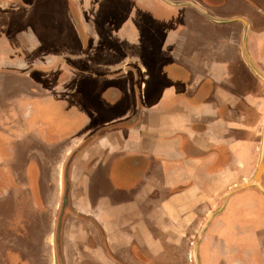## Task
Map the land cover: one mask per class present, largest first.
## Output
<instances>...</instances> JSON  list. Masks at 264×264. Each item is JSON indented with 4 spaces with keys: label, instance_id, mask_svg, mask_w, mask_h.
I'll return each mask as SVG.
<instances>
[{
    "label": "crops",
    "instance_id": "crops-1",
    "mask_svg": "<svg viewBox=\"0 0 264 264\" xmlns=\"http://www.w3.org/2000/svg\"><path fill=\"white\" fill-rule=\"evenodd\" d=\"M171 1L199 9L72 0L88 38L68 0H0V264H195L204 221L255 176L264 0ZM234 197L264 215L261 192ZM203 242L200 264L234 260Z\"/></svg>",
    "mask_w": 264,
    "mask_h": 264
},
{
    "label": "flooded vegetation",
    "instance_id": "flooded-vegetation-1",
    "mask_svg": "<svg viewBox=\"0 0 264 264\" xmlns=\"http://www.w3.org/2000/svg\"><path fill=\"white\" fill-rule=\"evenodd\" d=\"M163 1V0H162ZM69 4H71L68 8V13L70 15V18L72 19V23L78 33V35L81 34L84 36V33L86 34V36L89 38V24L84 23L80 13L78 15L77 12V7L75 6V4L72 2V0H68ZM77 9V10H76ZM85 37V36H84ZM87 38V39H88ZM67 170H65L64 172V179H63V187H62V204L60 207V228H61V219L63 216L64 211L68 208V196H69V191H70V185L67 183ZM235 199L232 198L230 199L227 204L226 207L224 209V212L219 215L214 217L209 225V228L206 231L205 237H204V242L201 246V251L203 250L204 252H207V248L206 246H208L207 244H232L233 242H229V240H222L219 238V235L222 234V236L228 231H230V229H232L233 227H236V225L238 223H240L241 225H244V227H246L245 231V237H247L246 241H243L241 244H244L243 248L241 251H243V255L244 257H240V254L235 255L234 253H232V256L234 258V260L232 261L231 264H236L235 263V259L236 256L239 257L241 260H244V263L247 264L249 262L250 259V253L252 252V249H249V245L250 244H263L261 242V236L256 240H253V237H257L255 235H253L254 233H252V228L256 229L254 230L255 233H257L260 230V227L263 225L264 223V215L262 214L261 211H254L251 210V215H249V211L248 208H246V210H244V204L248 203V202H243V199L241 200H236L233 202V200ZM225 199L221 200L219 203V208L224 204ZM251 204L252 207L254 202L251 201L249 202ZM231 206V207H230ZM218 208V209H219ZM255 208V207H254ZM246 211V212H245ZM233 212V213H232ZM232 213V214H231ZM230 214V215H229ZM228 216H232L231 221L227 220ZM244 216V217H242ZM210 218V216L204 221V227L208 221V219ZM60 232V231H59ZM60 234V233H59ZM229 234H227L226 236H228ZM228 239V238H226ZM212 241V243H210ZM60 244H58L59 246ZM60 250V247H59ZM251 250V251H250ZM240 252V251H239Z\"/></svg>",
    "mask_w": 264,
    "mask_h": 264
},
{
    "label": "water",
    "instance_id": "water-1",
    "mask_svg": "<svg viewBox=\"0 0 264 264\" xmlns=\"http://www.w3.org/2000/svg\"><path fill=\"white\" fill-rule=\"evenodd\" d=\"M163 1H165L166 3H168V4L172 5V6H176V7H179V6H191V7L199 9L195 4H193L191 2H175V1H171V0H163ZM214 21H216L218 23H221V24H228V23L237 22L236 20H228V21H217V20H214ZM246 38H247V32L245 33V36H244V47H245V50H246ZM246 57H247L248 60L250 59L248 54H247V52H246ZM261 76L264 79V76L263 75H261ZM263 177H264V141H263V146H262L260 164L258 166V169H257L253 179L250 182H248L247 184H245V185L233 190L227 196V198L225 199L224 204L212 216H210V218L208 219V221H207V223H206V225L204 227V230H203V233H202V236H201L200 240L194 246V260H195V264H200V256H199V248H200V245H201L200 242H201V239L204 238L205 233H206V231H207V229L209 227V224H210L211 220L214 217L220 215L224 211V209L226 207V204L230 200L231 197H233L237 193L242 192L243 190L254 189V190H257V191L261 192L262 194H264V188L262 186Z\"/></svg>",
    "mask_w": 264,
    "mask_h": 264
},
{
    "label": "rangeland",
    "instance_id": "rangeland-1",
    "mask_svg": "<svg viewBox=\"0 0 264 264\" xmlns=\"http://www.w3.org/2000/svg\"><path fill=\"white\" fill-rule=\"evenodd\" d=\"M235 201V199L233 200V202ZM231 207V206H230ZM224 212V211H223ZM222 212V213H223ZM221 213V214H222ZM233 213V212H232ZM231 213V214H232ZM220 214V215H221ZM230 215V214H229ZM219 216V215H218ZM242 217H244V216H242ZM231 219H232V216H228L227 217V220L229 221H231ZM245 229H246V227H244V225H241L240 223H238L237 225H236V227H233L232 229H230V231L228 232H226L223 236H222V234L221 235H219V238L220 239H222V240H229V242H233L232 243V246H233V248H231L230 249V251L232 252V253H234L235 255H238V254H240V257H244V255H243V251H241L242 250V248H243V245L244 244H241L243 241H246V239H247V237H245V234H246V232L247 231H245ZM254 230H256V229H254V228H252V233H254L253 235H255V236H257V237H253V240H256V238L258 239L260 236H261V242L264 244V223H263V225L260 227V230L257 232V233H255V231ZM227 234H229L228 236H226ZM226 238H228V239H226ZM260 239V238H259ZM217 246H218V249H219V255H221V253H223L224 252V250H225V244H217ZM241 246V247H240ZM233 249H234V251H233ZM240 251V252H239ZM235 263L236 264H245L244 263V260H241L239 257H237L236 256V259H235ZM222 264V263H221ZM247 264H250L249 262L247 263Z\"/></svg>",
    "mask_w": 264,
    "mask_h": 264
}]
</instances>
